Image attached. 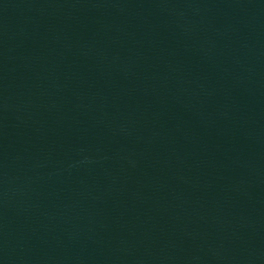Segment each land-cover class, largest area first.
<instances>
[{
  "label": "water",
  "instance_id": "water-1",
  "mask_svg": "<svg viewBox=\"0 0 264 264\" xmlns=\"http://www.w3.org/2000/svg\"><path fill=\"white\" fill-rule=\"evenodd\" d=\"M0 264H264V0H0Z\"/></svg>",
  "mask_w": 264,
  "mask_h": 264
}]
</instances>
